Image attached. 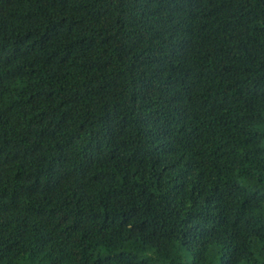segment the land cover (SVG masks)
<instances>
[{"label":"trees","instance_id":"1","mask_svg":"<svg viewBox=\"0 0 264 264\" xmlns=\"http://www.w3.org/2000/svg\"><path fill=\"white\" fill-rule=\"evenodd\" d=\"M0 264H264V0H0Z\"/></svg>","mask_w":264,"mask_h":264}]
</instances>
